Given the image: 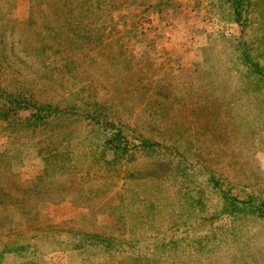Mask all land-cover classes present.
<instances>
[{
  "label": "rangeland",
  "instance_id": "1",
  "mask_svg": "<svg viewBox=\"0 0 264 264\" xmlns=\"http://www.w3.org/2000/svg\"><path fill=\"white\" fill-rule=\"evenodd\" d=\"M50 1L0 0V86L99 102L128 143L102 152L88 120L0 123V264H264V216L239 202L264 209V86L237 40L264 68V0L239 22L218 0H79L93 38L76 44Z\"/></svg>",
  "mask_w": 264,
  "mask_h": 264
},
{
  "label": "trees",
  "instance_id": "2",
  "mask_svg": "<svg viewBox=\"0 0 264 264\" xmlns=\"http://www.w3.org/2000/svg\"><path fill=\"white\" fill-rule=\"evenodd\" d=\"M42 1L51 2L50 0ZM218 1L221 4L226 3V7L228 8L226 13L229 19L237 22L240 21L241 7L246 0ZM60 3L61 4H58V6L60 5V8L63 9L61 13V21L66 27V39H69L70 42L72 41L70 39H92V34L91 32L89 33V28L93 27V23L91 21L94 18L91 15L92 7L87 4L85 8H82L83 5H79V0H62ZM51 4L53 7L55 6L53 1ZM79 6L82 8L81 10H79ZM102 10L104 11V9ZM106 14L108 13L106 12ZM103 15H105V13H99V17H102ZM83 18H88V22L82 23ZM80 28L82 33L79 34ZM76 40H73L72 43L76 44ZM237 40L242 44L240 51L242 63L246 65L248 73L251 74L252 79H255L258 85L264 86V68L257 60L250 58V54L248 52L250 47L248 46V43H245L242 39ZM80 104L81 107L79 104H73L69 106H63L62 108H57L56 106L50 105V103L39 102L38 99L27 95L26 92L19 86L15 89H8L0 86V123L2 124V122L6 121V126L17 130L18 128L26 127H32L34 129L40 124L46 125L50 119L60 122L69 119L93 121L95 123H99L100 127H102L101 130H104L103 132L106 135L105 145L101 147L102 152H105V150L109 148L108 146H114L113 151L118 149H120L121 152L125 151L127 148L128 139H126L121 129H112V121L109 119V114L105 111V106L99 102L91 104V102L87 101L86 99L82 101V103L80 102ZM22 115H24L23 118H21ZM42 128L44 129L46 127ZM48 144H50L49 141L45 142L43 147ZM137 146L138 148L160 152L162 156L165 157L164 159L169 160V162L177 159L175 154L180 155L179 152L176 151L170 144H162L161 142L153 139L141 138ZM179 164L180 161L177 159L176 165L179 166ZM177 166L175 167V164L172 165L173 169H175V173L180 171ZM224 198H229V196L226 195ZM230 199L233 198L230 196ZM252 199V197L247 200L241 199L239 202H241V204L245 207L249 208L250 211L264 216V209L261 208L262 203L257 202L258 205H255L253 202L254 200ZM229 204L231 205L232 202L230 201Z\"/></svg>",
  "mask_w": 264,
  "mask_h": 264
}]
</instances>
